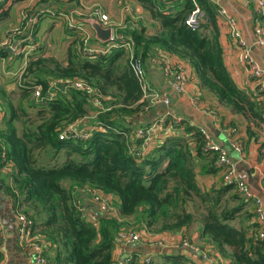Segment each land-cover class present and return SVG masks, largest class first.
<instances>
[{
	"label": "trees",
	"instance_id": "obj_1",
	"mask_svg": "<svg viewBox=\"0 0 264 264\" xmlns=\"http://www.w3.org/2000/svg\"><path fill=\"white\" fill-rule=\"evenodd\" d=\"M14 1L19 0L0 4V21L8 17ZM193 1L137 0L158 24V31L147 35L140 22L127 19L115 33L133 40L144 71L145 64L160 59L162 53L176 56L191 67L199 87L221 106L255 127L264 125V93L248 94L240 89L224 65L216 5L210 0ZM195 5L207 21L192 30L185 21ZM257 20L264 28V14ZM6 56L1 50L0 57ZM20 77L19 101L32 96L40 121L35 127L25 125L19 133L15 121L20 117L10 95L0 88V107H5L0 182L16 213L31 221L30 238L46 244L47 264H115L112 250L119 232L127 226L113 216L88 221L78 214L72 190L60 187L61 179L116 198L120 219L133 217L138 208L145 207L143 222L149 230L177 231L199 215L201 236L219 253L230 248L235 264H264V239L258 237V225L252 222L254 213L246 210L248 202L234 187L224 183L216 156L204 151L206 140L199 128L168 117L160 127L170 126L175 135L142 150L143 140L135 137V131L147 127L137 126L135 121L148 111V101L122 48L88 54L77 36L68 49L66 64L40 54L31 57ZM75 80L101 95V105L96 107L85 92L73 87ZM35 88H40L39 98L33 96ZM50 90L54 97H49ZM70 126L90 134L60 140L59 135ZM236 131L234 128L232 133ZM246 134L245 142L237 138L242 149L257 139L249 125ZM263 147L264 143L259 144ZM217 173L219 185H200V177ZM164 257L161 263H138L131 256L124 264H188L181 254ZM2 261L0 252V264Z\"/></svg>",
	"mask_w": 264,
	"mask_h": 264
},
{
	"label": "crops",
	"instance_id": "obj_2",
	"mask_svg": "<svg viewBox=\"0 0 264 264\" xmlns=\"http://www.w3.org/2000/svg\"><path fill=\"white\" fill-rule=\"evenodd\" d=\"M122 1L125 2L122 3ZM210 1L213 4L217 2V0ZM120 2L123 6L129 5L132 13H125ZM26 6H30L34 10L37 18L33 22L20 23L19 13ZM94 6H97L107 16V24L103 25L105 28L110 27L114 31L121 29L126 25V20L129 19L132 22H140L147 35H153L159 29L158 24L137 0L14 1L10 6L8 17L0 21V51L4 49L7 53L6 57H0V88L9 94L11 98L15 97L18 94L15 85L19 87V75L22 74V70L31 57L42 54L43 57H53L66 64L68 49L77 36L82 38L83 34H90L89 47L101 48L103 44L94 39L91 29L80 22L81 18H92ZM221 6L227 10L228 15L237 19L239 31L254 59L261 65L264 76V50L254 45L253 36L254 26L258 22V10L253 5L228 0H222ZM216 21L224 65L240 89L248 94L255 93L257 91L255 82L250 81L245 75L244 68L239 61L240 50L230 38L226 20L216 15ZM16 27H19V33L10 38L11 30ZM8 42L18 47L16 53L8 51L5 46ZM165 64L183 66L190 74V82L184 94H177L171 90L169 80L163 75L162 71ZM145 74L149 93L165 95L169 99L168 106L150 104L148 111L135 121L136 123L133 122L137 126L143 125L147 127V130H152L150 143L154 144L166 136L175 135L170 126L151 128L154 122L164 116L179 120L183 119L191 126L204 129L212 142L227 152L228 157L235 163L238 177L248 185L255 196L262 199L264 204V147L259 148V144L264 143V125L259 124L258 127H255L243 116L234 114L229 109L221 106L212 94L199 87L191 67L176 56L162 53L160 59L156 58L148 61L145 64ZM194 98L198 99V104L194 103ZM25 101L26 99L22 103ZM248 125L257 139L249 143L240 155L233 150L232 143L237 138H240L243 142L246 141ZM83 128L89 129L87 126ZM234 128L237 129L236 133H232ZM6 170L10 171V168ZM199 182L201 186L210 188L212 185L220 184V175L217 173L215 176H202L199 178ZM58 184L66 190H72L76 202L85 207L86 215L84 217L88 221L93 220V217L100 218L101 214L91 203L89 197L80 191L81 187L75 186L74 182L69 179H61ZM110 198L114 206V216L127 226L128 224H132L131 226L136 225L138 227L137 233L143 240L139 244L122 245L116 239L112 250V261L116 262L135 256L138 263H142L146 258H149L151 262L161 263L164 261L165 255L181 254L188 259V264H210V261L213 260L220 264H235L230 248H225V253H219L208 239L201 236V217L199 215L194 217L192 224L177 231L149 230L143 222V219H146L145 207L138 208L133 217L120 219L118 201L112 196ZM189 210L191 211V208ZM246 210L253 212L251 202L246 203ZM252 222H255V218H252ZM17 229L16 211L10 198L1 192L0 252L3 254L2 264H29V255L24 250L19 249ZM184 238L195 245L199 252L192 253L188 248L182 247L181 242ZM159 241L163 242L164 245H158ZM204 255L208 259L204 258Z\"/></svg>",
	"mask_w": 264,
	"mask_h": 264
},
{
	"label": "built area",
	"instance_id": "obj_3",
	"mask_svg": "<svg viewBox=\"0 0 264 264\" xmlns=\"http://www.w3.org/2000/svg\"><path fill=\"white\" fill-rule=\"evenodd\" d=\"M221 1L222 0H217V2L215 3L217 15L226 20L227 29L230 38L233 44L240 50L239 61L244 68L245 75L250 81L255 82L257 91L264 93V76H263L262 67L254 59L249 47L246 45V42L242 37L241 32L239 31L237 19L231 15H228L227 10L223 6H221ZM228 1L241 2L247 5H253L258 10L257 14L259 15L264 14V0H249V1L228 0ZM3 2L4 0H0V4H2ZM21 10L22 11H20L19 13L20 23L33 22L36 20L37 16L34 13V10L30 8V6H26ZM123 10L127 14L132 13V9L129 5H124ZM92 18L102 23V25H106L108 21L107 16L103 14L98 7L92 9ZM206 21H207L206 17L203 15L200 9L195 5L194 10L188 15L185 21V25L189 29L197 30L200 27V25ZM112 31L113 34L111 41L107 43L105 47L102 48L89 47L88 43L91 39V36L90 34L87 33L83 34L82 50L88 54H94V53L104 54L111 49L122 48L124 50L127 63L130 69L132 70L133 74L135 75L136 79L138 80L141 89L143 90L144 98L146 100L148 99L147 100L148 106H146L145 109L149 108L150 104L151 105L163 104L165 106H168L169 99L167 96L160 95L157 93H152V94L149 93L144 68L142 66V63L135 56V45L133 40L126 37H119L116 35L113 29ZM18 33H19V27L14 28L10 32L11 34L10 38H12ZM253 36H254V45L264 50V30L259 22H257V24L254 26ZM5 46L6 48H8L9 52L16 53L18 51V47L13 46L9 42ZM23 70L21 73H23ZM162 71H163V75L169 80V85L173 92L177 94H184L186 92L187 86L190 82V74L188 73L187 70L184 69L183 66L180 65L172 66L169 64H165L162 68ZM71 85L85 92V94L90 98V100L96 107L101 105V99H102L101 95H99L91 87L86 85L83 81L75 80ZM53 88L54 86L52 87V90ZM52 90H50L48 93L49 97H54L55 95L54 91ZM33 96L35 98L40 97V88H35V91L33 92ZM194 103L198 104V99L194 98ZM3 116L4 114L0 107V123L3 121ZM167 118L168 116L167 117L164 116L160 118L158 121L154 122V125L151 128H157L158 126H162L166 122ZM172 119L175 122L179 121V119H176L174 117ZM200 132L204 135L206 140L204 151L211 152L216 156V166L221 171V177L224 183L226 185L233 186L234 191L239 195V197H241L246 202L252 203L255 222L258 225V237L264 239V204L262 199L258 196H255L251 192L248 185L238 177L235 163L228 157L227 152L221 149L215 143H213L204 129L200 128ZM89 134L90 132L80 133L76 129V127L70 126L66 131H63L59 135V139L63 140L67 137L87 138ZM151 134H153L151 129L144 131L143 129L139 128L135 131V137L143 140L141 146L143 151L149 149L150 147L151 144L150 141L152 140V138L150 137ZM232 148L237 153L242 155L243 149L240 141L235 139V141L232 143ZM80 191L89 197L91 203L97 208L98 212L101 215H107V216L114 215L113 213L114 209L112 207V202L109 195L103 194L99 190L91 188L87 185L82 186ZM74 207L78 214H80L83 217L86 215V209L82 204L74 201ZM16 214H17V222H18L17 233H18L19 245L29 255V264H47V258L45 256L46 244L40 240L31 239L30 238V229L32 226L31 221L22 214H18V213ZM117 240L122 245H133L143 242L139 233L131 230H121L117 236ZM158 245L162 246L164 245V243L159 241ZM181 246L188 248L192 253L199 252L198 248L195 245L191 244L189 240L186 238L182 240ZM204 258L207 257L204 255ZM144 261L149 262L151 260L149 258H146ZM124 262L125 259H121V260H117L115 264H124ZM210 262H211L210 264H220L215 260Z\"/></svg>",
	"mask_w": 264,
	"mask_h": 264
},
{
	"label": "rangeland",
	"instance_id": "obj_4",
	"mask_svg": "<svg viewBox=\"0 0 264 264\" xmlns=\"http://www.w3.org/2000/svg\"><path fill=\"white\" fill-rule=\"evenodd\" d=\"M124 2L125 1H122V3H124ZM120 4H121V2H120ZM121 6H123V4H121ZM95 7H97V6H94L93 8H95ZM16 71H18V70H16ZM18 75H19V73H18ZM20 76L21 75H19V82L21 80ZM15 88H16V92H18V94H16L15 97L11 98V101H12L14 107L16 108L17 114L20 117L19 119H17L15 121V126L17 127L19 133H21L23 126L30 125L32 123V126L35 127L39 123L40 119L37 117L38 108L33 107L32 101H34V100L31 99L32 96H31V98L27 99L25 102L22 103V101L21 102L19 101L20 96H21V93H19V91L21 92V89L17 85H15ZM1 106L3 107V109H5L4 105L1 104ZM2 124H3V122L0 123V129L2 128ZM62 159H63V157H61L58 161L60 162ZM6 171L9 172L8 170H6ZM112 207L114 209L113 204H112ZM112 216L115 217L114 215H112ZM131 225L128 224V226L124 227L122 230H131V231L138 232V227H136V225L135 226H131ZM17 237H18V233H17Z\"/></svg>",
	"mask_w": 264,
	"mask_h": 264
},
{
	"label": "water",
	"instance_id": "obj_5",
	"mask_svg": "<svg viewBox=\"0 0 264 264\" xmlns=\"http://www.w3.org/2000/svg\"><path fill=\"white\" fill-rule=\"evenodd\" d=\"M80 22L87 25L94 34V39L100 44L106 45L112 39V28H104L102 23L94 18H81ZM3 190V185L0 182V193Z\"/></svg>",
	"mask_w": 264,
	"mask_h": 264
}]
</instances>
